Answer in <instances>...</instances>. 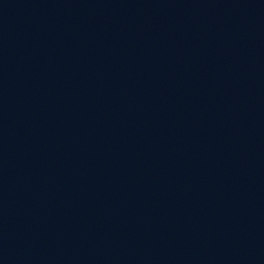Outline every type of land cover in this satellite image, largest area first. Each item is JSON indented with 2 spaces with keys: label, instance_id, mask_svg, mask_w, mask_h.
<instances>
[{
  "label": "water",
  "instance_id": "1",
  "mask_svg": "<svg viewBox=\"0 0 264 264\" xmlns=\"http://www.w3.org/2000/svg\"><path fill=\"white\" fill-rule=\"evenodd\" d=\"M0 158L85 264H264V0H0Z\"/></svg>",
  "mask_w": 264,
  "mask_h": 264
}]
</instances>
